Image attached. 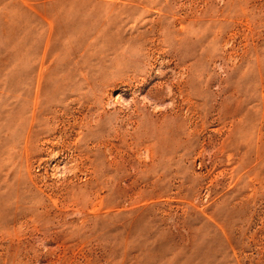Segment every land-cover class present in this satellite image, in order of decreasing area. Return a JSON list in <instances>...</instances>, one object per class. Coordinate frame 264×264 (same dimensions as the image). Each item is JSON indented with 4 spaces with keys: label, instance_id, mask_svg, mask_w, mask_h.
Returning a JSON list of instances; mask_svg holds the SVG:
<instances>
[{
    "label": "rangeland",
    "instance_id": "1",
    "mask_svg": "<svg viewBox=\"0 0 264 264\" xmlns=\"http://www.w3.org/2000/svg\"><path fill=\"white\" fill-rule=\"evenodd\" d=\"M0 264H264V0H0Z\"/></svg>",
    "mask_w": 264,
    "mask_h": 264
}]
</instances>
